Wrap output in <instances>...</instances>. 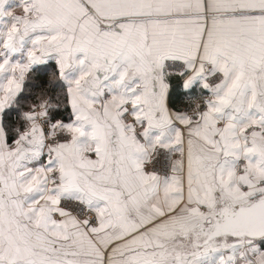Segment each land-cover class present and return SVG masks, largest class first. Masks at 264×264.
<instances>
[{"label": "snow or ice", "instance_id": "snow-or-ice-1", "mask_svg": "<svg viewBox=\"0 0 264 264\" xmlns=\"http://www.w3.org/2000/svg\"><path fill=\"white\" fill-rule=\"evenodd\" d=\"M0 264H264V0H0Z\"/></svg>", "mask_w": 264, "mask_h": 264}]
</instances>
